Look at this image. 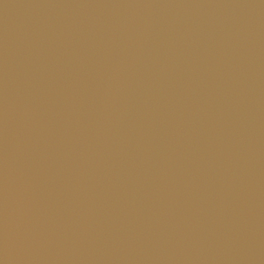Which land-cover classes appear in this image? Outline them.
Returning a JSON list of instances; mask_svg holds the SVG:
<instances>
[{"label":"water","instance_id":"95a60500","mask_svg":"<svg viewBox=\"0 0 264 264\" xmlns=\"http://www.w3.org/2000/svg\"><path fill=\"white\" fill-rule=\"evenodd\" d=\"M0 264H264V0H0Z\"/></svg>","mask_w":264,"mask_h":264}]
</instances>
